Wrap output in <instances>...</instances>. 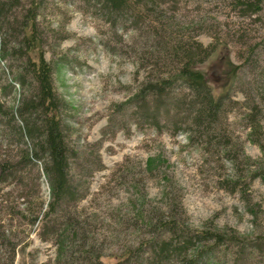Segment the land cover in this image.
Instances as JSON below:
<instances>
[{"label":"rangeland","instance_id":"rangeland-1","mask_svg":"<svg viewBox=\"0 0 264 264\" xmlns=\"http://www.w3.org/2000/svg\"><path fill=\"white\" fill-rule=\"evenodd\" d=\"M85 1L46 0L40 27L45 58L52 65L55 89L64 103L61 115L68 125L67 137L71 148L81 154L78 164L72 161V173L89 187L76 211L88 217L103 253L120 254L128 246L133 251L146 247L143 243L152 239L141 230L148 229L144 221L147 211L152 207L167 209L168 188L181 197L178 210L182 227L190 231L208 226L229 233L233 230L255 240L264 233V176L229 191L221 186L220 175L236 181L231 162L219 158L217 163L201 144L190 142L185 132L173 134L136 124L130 115L132 108L127 104L123 111L122 104L128 103L142 77L137 76L133 49L135 42L143 40L142 34L119 22L118 35H113L109 23L95 11L94 2ZM157 1L174 13L180 25L190 27L197 40L215 44L214 52L195 68L203 72L215 96L231 92L234 101H239L227 115L229 133L240 138L244 158L248 156L254 163L260 160L264 151L251 140L252 129L244 114L249 111L245 92L253 98L256 79L264 78V0L259 11L247 14L226 0ZM252 48L254 54L249 58ZM15 65L9 56L0 54V98L8 104L17 101L19 92L28 94V81L25 88L16 85ZM9 83L16 85L17 92L3 94ZM259 122L263 131L259 141L264 145V105ZM83 157L89 161L84 162ZM82 167L93 169L91 176H80ZM248 169L245 164L243 170ZM12 193L15 210L28 205L16 197L18 192ZM50 194L42 173L44 209ZM29 202L38 209L36 196ZM0 218L13 228L21 243L13 261L9 250L0 245V264L56 262L55 240L41 238L42 217L32 225L29 216L6 214L1 209ZM143 249V257H148L149 249ZM235 251L236 247L227 255L207 253L200 264H235ZM261 259L250 249L239 256L238 264H263Z\"/></svg>","mask_w":264,"mask_h":264},{"label":"trees","instance_id":"trees-1","mask_svg":"<svg viewBox=\"0 0 264 264\" xmlns=\"http://www.w3.org/2000/svg\"><path fill=\"white\" fill-rule=\"evenodd\" d=\"M45 1L0 0V54L9 56L17 64L16 85L25 88L29 82L28 94L19 92L16 102L8 104L0 98V213L2 209L6 214L29 216L32 225L42 217L44 236L41 238L54 239L58 248L54 264H200L207 253L227 255L235 247V264L240 263L239 256L250 249L262 256L259 262L264 264V233L253 240L233 230L229 233L210 226L190 231L181 226L178 210L181 197L171 188L166 195L165 211L156 207L147 211L144 221L148 229L141 230L151 234L152 239L143 243L146 247L133 251L128 246L122 253L113 254L115 256L103 253L99 247L102 242L88 217H81L76 211L77 202L86 196L89 187L85 180H77L72 173L81 154L69 143L68 125L61 115L64 103L55 89L52 65L45 58L40 27ZM87 1L94 2L95 11L109 23L113 35H118L119 22H126V26H133L143 37L133 47L137 76L142 74V77L128 103L122 104L123 111L131 107L130 115L138 125L145 123L173 134L185 132L190 142L201 144L217 163H220L219 158L231 162L237 173L236 181L220 175L221 186L229 191L247 186V182L256 177L263 178L264 153L255 163L248 156L244 158L243 143L229 133L227 115L239 101H234L231 92L215 96L203 72L195 68L214 52L215 44L204 45L197 40L190 27L180 25L174 13L163 8L160 1ZM226 1L246 14L259 11L263 2ZM253 54L254 48L249 51V58ZM16 85L9 83L3 94L17 92ZM253 90V98L245 92L249 111L244 118L252 129L251 140L264 151L259 141L263 134L259 122L264 105L262 76L256 79ZM82 159L89 161L87 157ZM245 164L250 167L247 173L243 170ZM81 169L80 176H91L93 169ZM42 173L51 190L45 209L40 197ZM14 191L18 192L17 198L28 204L21 210L11 206ZM35 196L39 200L38 209L28 203V199ZM122 218L125 224V217ZM12 230L0 218V245L9 250L11 261L21 244ZM143 248L149 249L148 257H143Z\"/></svg>","mask_w":264,"mask_h":264}]
</instances>
